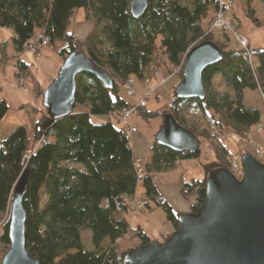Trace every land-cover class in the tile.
Instances as JSON below:
<instances>
[{"label": "trees", "instance_id": "16d2710c", "mask_svg": "<svg viewBox=\"0 0 264 264\" xmlns=\"http://www.w3.org/2000/svg\"><path fill=\"white\" fill-rule=\"evenodd\" d=\"M241 1L248 7L246 16L253 26L263 30L264 21L256 15L252 0ZM131 2L0 0V27L13 32L10 40L0 44V62L8 66L14 59V66L33 80V91L39 97L43 98L53 81L47 87L40 85L28 62L19 58L32 44L47 42L61 58V66L73 53H84L113 81L109 91L88 75H79L72 115L55 119L43 107L34 111L42 115L34 127L20 126L8 139L0 138V240L4 255L10 248L11 206L21 182L26 248L39 264H126V254L154 241L144 227L131 225L129 212L136 200L146 201L148 211L151 202L163 209L177 230L178 218L186 213L175 209L150 175L174 170L180 161L200 159L201 152L178 154L155 139L149 161L136 162L131 137L110 120L111 115L138 103L127 94L128 99L121 96L129 79L135 81V89L158 80L160 74H177L181 82L183 68L175 69L194 47L210 41L222 51V61L203 74V101L173 95L160 111L139 110V117L147 119L172 114L200 144L205 139L213 150L215 160L204 166L206 177L182 184L183 197H195L188 213H197L204 206L209 174L218 169L232 173L233 157L246 154L240 145L234 151L227 138L233 135L246 142L263 122L264 112L247 106L246 94L260 93L264 98V48H252L248 41L247 49L231 50L230 34L221 31L226 39L222 42L215 40L214 32L206 34L204 21L209 15L213 21L220 0H148L139 19L131 14ZM81 9L93 26L78 47L68 29ZM9 48L16 56L10 57ZM222 86L230 93L220 96ZM9 110L2 101L0 123ZM140 173L144 175L141 189ZM85 230L92 234V250L83 243ZM169 238L163 237V241Z\"/></svg>", "mask_w": 264, "mask_h": 264}, {"label": "water", "instance_id": "95a60500", "mask_svg": "<svg viewBox=\"0 0 264 264\" xmlns=\"http://www.w3.org/2000/svg\"><path fill=\"white\" fill-rule=\"evenodd\" d=\"M148 0H132L131 14L141 18ZM222 61L214 42L194 47L186 56L183 80L174 91L176 99H205L204 72ZM88 75L113 89L109 74L86 54L75 52L61 66L46 89L43 107L55 119L73 114L77 77ZM157 143L175 153L199 155L200 141L178 124L172 114L164 117L156 135ZM243 177L237 179L226 169L211 172L206 201L197 213L182 214L178 228L164 243L151 242L126 254V264H264V164L251 154L241 157ZM23 185L15 191L11 206L10 248L2 264H39L26 248V212L22 204Z\"/></svg>", "mask_w": 264, "mask_h": 264}, {"label": "rangeland", "instance_id": "374dc122", "mask_svg": "<svg viewBox=\"0 0 264 264\" xmlns=\"http://www.w3.org/2000/svg\"><path fill=\"white\" fill-rule=\"evenodd\" d=\"M251 6L256 9V15L260 18V20L264 21V2L261 0H252ZM247 9L248 7L245 6V4H243L241 0H235V8L232 15V22L237 28V35L248 39L252 48H264V29L258 30L253 26L252 22L246 16ZM234 14L237 15L238 18L237 16L235 17ZM211 20L212 16L209 15L208 18L204 21V29L206 32L209 30L213 22H211ZM92 26L93 22L86 19L85 11L83 9L78 10L72 17L68 30L69 32L74 34L75 44L78 47L82 45L86 35L92 29ZM12 35L13 32L11 29L0 27V44L10 40ZM214 36L215 40L217 41H226L221 31H215ZM229 39V49H240V45L234 34H230ZM26 52L23 54L25 56L24 60L30 64L33 63V56L27 54ZM41 54L43 55L35 56L36 59H38V63L36 66L37 69H28H30L29 71H32L35 74L40 85L47 87L56 78L61 68L62 60L56 54V51L52 47L46 46L45 50H43ZM23 57H21V59ZM14 65V60L11 59L9 65L6 66V74L1 73L0 76V103L2 101H6L10 108L5 119L0 124V137L4 139H8V137L14 131L7 129L8 126H14L16 129L20 126L29 125V116L23 111V109H28V111L33 114H35L34 111H37L33 107L22 106V104L34 103L35 100H38L40 110L43 108V98L39 97L37 93L33 91V80L29 76H26L30 79V91L27 93L23 86L20 85V82L17 80L16 73L13 70L15 68ZM176 70L177 69H175V71ZM23 75L25 76V74ZM150 82L151 88L154 91L152 97H150L149 99L146 110L149 112H157L160 111L163 105L168 103V101L173 97L174 91L180 83V77L177 74L173 76H166L165 74H160L158 80ZM136 90L138 92L136 99L139 103V101L145 95V89L143 85H139L137 86ZM218 92L220 96H223L230 93V89L225 86H222L219 88ZM121 96L125 99H128L125 90L122 91ZM246 104L250 108L259 109L264 112V99L260 93H247ZM38 114H40V112L35 115ZM133 122L138 127V133L131 137L136 162L138 164H140L141 162H148L150 159L152 144L155 140V136L160 130V127L163 125L164 117L156 116L147 119L144 116H140L139 118H133ZM29 127L31 128L32 126ZM253 135L254 138L252 137V139H250L249 135V140L246 142L239 141V138L233 135L229 136L227 138V141L234 151L236 150V147L240 145L243 148L244 152H246V154L253 155L255 154V151L254 147H252L253 145L250 146V140L254 139L256 146L258 145L257 143H259L262 145L258 146L264 147V131L261 133H256L254 129L252 136ZM200 150V159L180 161L178 162L174 170L163 173L154 172L150 175L155 181L157 187L162 193H164L167 199L173 204L175 209L186 214L189 212L193 203H195V197H183L181 193L182 184L189 183L193 180H203L206 177V171L204 166L215 160L213 150L210 144L205 139L201 140ZM256 158L258 161L264 163V155L260 157L257 156ZM140 176L142 177L140 181L141 189V184L143 182L144 175L140 173ZM151 208V211H148L146 209L145 211L143 210L139 212L135 216L129 215V220L131 222V225L134 227H144L147 233L154 239V241L164 243L166 241H163V237H171L172 234L175 232V230H173L174 227L172 223L167 219V215L163 211V209L157 207L152 202ZM1 230L2 228L0 227V231ZM172 230V233L167 236H163ZM91 237L92 234L89 230H85L82 232V240L87 250H92L93 248L91 244ZM2 247L3 245L0 240V264H2V260L4 257Z\"/></svg>", "mask_w": 264, "mask_h": 264}, {"label": "built area", "instance_id": "2783aa9c", "mask_svg": "<svg viewBox=\"0 0 264 264\" xmlns=\"http://www.w3.org/2000/svg\"><path fill=\"white\" fill-rule=\"evenodd\" d=\"M234 10V2L233 0H220V9L215 15V19L213 20L209 30L206 33H212L215 31H223L228 34H234L240 46L244 49L248 48V40L244 37H240L237 35V28L232 22V15ZM47 46V42H43L41 45H30L26 49V53L33 56V63H28V68L37 69V61L36 55L41 56L43 54L42 51L45 50ZM251 57V56H250ZM186 59V58H185ZM185 60L182 62L181 66L177 69V72L180 71L184 67ZM35 69V70H36ZM16 73L17 80L20 82V85L23 86L25 91L28 93L30 91L29 84L30 79L23 75V73L19 70L18 66H15L13 69ZM135 81L133 79H129L125 85V92L128 97L136 98L137 93L135 89ZM145 89L144 97L139 101V103L132 108H126L122 110L120 113L113 114L110 116V120L115 124L119 125L125 133L132 137L133 135L138 133V127L134 124L133 118H139V110L147 107L150 97L153 95V89L151 88V82L147 81L143 85ZM264 99V98H263ZM256 133H261L264 131L263 122L256 126ZM252 134H250V139H252ZM250 146L254 147L255 154L254 157L264 155V147L256 146L254 140H250ZM256 147H255V146ZM252 155V154H251ZM231 170L234 176L237 179H241L243 177V169L241 165V158L239 156H234L231 161ZM147 207L146 201L136 200L131 203L130 215L135 216L139 212L145 210Z\"/></svg>", "mask_w": 264, "mask_h": 264}, {"label": "crops", "instance_id": "0c3cea01", "mask_svg": "<svg viewBox=\"0 0 264 264\" xmlns=\"http://www.w3.org/2000/svg\"><path fill=\"white\" fill-rule=\"evenodd\" d=\"M8 53H9V55H10V57H14V56H16V54H15V52H14V50L12 49V48H9V50H8ZM24 55L22 54V55H19V58H21V57H23ZM24 58H25V56L22 58L23 60H24ZM14 60V59H13ZM14 63H15V60H14ZM6 72H7V68H6V66H4L1 62H0V76H1V73L2 74H6ZM22 106H29V107H33L35 110H37V111H39L40 110V108H39V102H38V100H35L34 101V103H24V104H22ZM23 111L29 116V122L30 123H28L29 125H27V126H34L36 123H37V121L39 120V118H40V114H38V115H35V114H33V113H31L30 111H28V109H23ZM27 122V121H26ZM1 124V123H0ZM7 129H10V130H15V127L14 126H8V128ZM17 129V128H16ZM1 138V137H0ZM2 140H6V139H4V138H1ZM258 145H262V144H259V143H257ZM160 190V189H159ZM162 194H164V193H162ZM165 196V195H164ZM166 197V196H165ZM167 198V197H166ZM173 230H174V228H173ZM173 230L172 231H169L168 233H166L165 235H163V236H167V235H169L170 233H172L173 232ZM1 233H0V235L2 234V230L0 231ZM162 238V237H161Z\"/></svg>", "mask_w": 264, "mask_h": 264}, {"label": "bare ground", "instance_id": "6f19581e", "mask_svg": "<svg viewBox=\"0 0 264 264\" xmlns=\"http://www.w3.org/2000/svg\"><path fill=\"white\" fill-rule=\"evenodd\" d=\"M215 18V17H214ZM252 60V59H251Z\"/></svg>", "mask_w": 264, "mask_h": 264}]
</instances>
